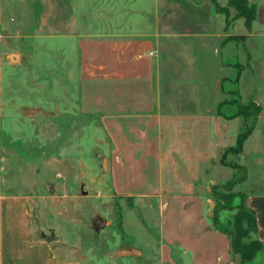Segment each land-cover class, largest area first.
I'll return each instance as SVG.
<instances>
[{
  "label": "crops",
  "instance_id": "1",
  "mask_svg": "<svg viewBox=\"0 0 264 264\" xmlns=\"http://www.w3.org/2000/svg\"><path fill=\"white\" fill-rule=\"evenodd\" d=\"M213 1L184 12L197 18L195 24L158 17L131 26L136 33L79 40L81 78L106 98L92 106L107 139L97 184L129 212L143 207L151 220L149 228L133 226L132 246L119 252L143 254V239L154 257L143 264H241L229 237L212 225L213 187L231 182L238 171V186L256 214L255 236L264 244V4L248 29L243 18L227 24ZM189 26L206 32L193 34ZM200 91L206 100L193 96ZM183 92L191 98H165ZM231 97L259 108L240 154L228 151L237 146L244 118L219 110L232 107ZM230 154L239 165L227 163ZM223 169L234 175L221 183ZM5 186L0 183V264H89L71 247L35 238L33 197L7 193ZM244 264H264V249Z\"/></svg>",
  "mask_w": 264,
  "mask_h": 264
},
{
  "label": "rangeland",
  "instance_id": "2",
  "mask_svg": "<svg viewBox=\"0 0 264 264\" xmlns=\"http://www.w3.org/2000/svg\"><path fill=\"white\" fill-rule=\"evenodd\" d=\"M217 1L228 5L225 0ZM204 3L208 0H0V183L6 184L7 193L33 197L35 238L71 247L73 255L87 256L89 264L154 260L145 252L143 239L139 244L143 254H134L137 250H130V256L119 254L132 246L133 226L142 230L141 225L149 228L152 222L146 221L143 207L129 212L130 207L97 184L107 139L100 113L92 106L102 97H96L98 85L81 78L79 40L136 33L131 26L158 21V17L161 22L195 24L197 18L184 12ZM250 3L256 20L264 0ZM236 15V9L230 8L229 24L239 19ZM192 27L193 34L206 32ZM11 55L18 58L12 60ZM193 96L206 100L207 93ZM233 97L231 110L223 105L221 112L236 113L254 106ZM165 98L186 101L191 96L167 93ZM227 163L239 165L233 154ZM221 173V183L234 175L227 177L228 169ZM241 175L238 171L228 193H242ZM213 198L214 209L217 205L223 208L217 214L220 222L238 212Z\"/></svg>",
  "mask_w": 264,
  "mask_h": 264
},
{
  "label": "trees",
  "instance_id": "3",
  "mask_svg": "<svg viewBox=\"0 0 264 264\" xmlns=\"http://www.w3.org/2000/svg\"><path fill=\"white\" fill-rule=\"evenodd\" d=\"M250 1L251 0H229L228 5L225 7L218 6L214 1L213 2L215 3L217 11L225 14L227 24L230 22V8H234L237 11L236 17L244 18L247 28L250 29L251 24L256 17L254 7ZM258 115L259 108L255 105L242 108L239 112L235 113V116H242L244 118V123L239 134L237 146L229 149V153H241L244 142L251 135L257 124ZM234 184L235 183L232 181L229 184L227 183L213 187L214 197H216L218 201L223 202L225 206H229L227 208L228 210L237 209L238 212L235 215L229 216L225 222H220L217 214L222 207L217 205L214 209L212 225L215 230H218L229 237L232 255L239 256L241 258V264H244L253 261L264 249V244L255 236L258 232L256 214L255 211L248 206L246 194L243 192L237 195L228 193L231 191ZM219 192H222L223 195ZM237 198H240V201L232 208L231 204L233 205V202H235Z\"/></svg>",
  "mask_w": 264,
  "mask_h": 264
},
{
  "label": "water",
  "instance_id": "4",
  "mask_svg": "<svg viewBox=\"0 0 264 264\" xmlns=\"http://www.w3.org/2000/svg\"><path fill=\"white\" fill-rule=\"evenodd\" d=\"M260 17H261V14H262V11L260 10ZM18 58V55H11V59L12 60H16Z\"/></svg>",
  "mask_w": 264,
  "mask_h": 264
}]
</instances>
